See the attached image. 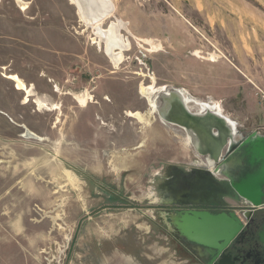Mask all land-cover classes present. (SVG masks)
I'll use <instances>...</instances> for the list:
<instances>
[{
  "label": "rangeland",
  "instance_id": "obj_1",
  "mask_svg": "<svg viewBox=\"0 0 264 264\" xmlns=\"http://www.w3.org/2000/svg\"><path fill=\"white\" fill-rule=\"evenodd\" d=\"M22 1L0 0V264H123L153 246L158 262L200 264L161 213L176 176L207 159L154 103L183 89L191 111L211 101L243 137L264 135V4L111 0L102 29L123 20L132 44L115 65L71 0ZM11 74L32 87L28 101ZM117 205L127 215L113 223L104 209Z\"/></svg>",
  "mask_w": 264,
  "mask_h": 264
},
{
  "label": "water",
  "instance_id": "obj_2",
  "mask_svg": "<svg viewBox=\"0 0 264 264\" xmlns=\"http://www.w3.org/2000/svg\"><path fill=\"white\" fill-rule=\"evenodd\" d=\"M258 1L264 4V0ZM89 2L92 6L93 0ZM105 12L106 10L101 11V15L95 16L93 21L95 22L97 18H105L102 17ZM78 13L85 20L88 19L85 10L79 5ZM183 105L182 119L176 118L173 121L195 130L199 137L201 133L202 141L208 150L212 146L217 147L215 152H209L215 162L212 167H208L213 176L210 180V194L221 201L228 198L236 202L244 200L254 209L262 208L264 206V135L254 132L227 147L228 138L232 135L229 128L224 129L221 126L219 122L223 123L222 120L210 116L212 122L205 126L206 119L195 117L187 110L185 104ZM216 133H219V136H216ZM216 177H223L225 180L220 181ZM161 214L168 231L175 234L184 246L189 247L200 261H207L211 256H215L216 250H222L229 244L237 242L247 229L244 220L235 211L218 214L207 211L178 213L164 211ZM258 237L264 243V230Z\"/></svg>",
  "mask_w": 264,
  "mask_h": 264
},
{
  "label": "bare ground",
  "instance_id": "obj_3",
  "mask_svg": "<svg viewBox=\"0 0 264 264\" xmlns=\"http://www.w3.org/2000/svg\"><path fill=\"white\" fill-rule=\"evenodd\" d=\"M71 2L77 7V9L79 5L83 10H85L86 12L85 16L88 18L86 22L89 25L94 26L95 32L98 35L97 37L98 45L99 46L101 45L105 49L107 56L113 60L115 65H119L123 61L125 52L131 50L132 44H130L129 39H126L123 35L122 30L127 31L128 29L127 23L125 21L116 20L115 22H112L110 24L108 29L106 30L102 29V24L104 22V19L109 18L108 16H111V14L115 11L114 3H112L111 0H93V5L91 6L92 3H90L89 0L86 1L71 0ZM18 4L22 6L23 9L27 8L25 2H23L22 0H18ZM94 4H96L97 5L96 7L99 8L97 12ZM103 10H106L104 15L102 16V17L105 16V18H101V19L97 18L98 20L96 19L94 22L93 19L96 18L95 16L101 15L100 12L101 11L103 12ZM128 32L131 33L129 30ZM142 41L144 42V44L150 46L153 49L152 51L154 52L161 50V45L156 43L154 40H142ZM196 55L199 56L200 59L204 58L200 56L201 55L200 51L199 52L197 51ZM219 58L220 56L217 54H210V57L204 59L206 61L210 60L212 62H217ZM9 79L10 80L12 79L15 82L16 88L19 91L27 93L28 97L26 98L25 102L28 101V99H30L29 97L33 96L34 93L32 91L33 90L32 87H29L21 77H19L16 74H11L9 76ZM151 91L152 89H147L145 87H143L142 89L143 95H145V97L147 96V99L149 100H151V95H153ZM180 101L182 103H180ZM78 102L81 104V107L88 106L86 97L78 98ZM151 103L153 104L154 101H151ZM189 103H190V99L187 98L185 90L183 89L178 90L167 87V89L162 91L159 97L157 98L156 102L154 103L155 104L154 107L156 106L157 114H159L161 120L166 121L167 123L169 122L170 124L179 126L181 128L183 127L187 130L189 142H191V145L194 148L195 153L203 157L205 156L207 158L208 167L210 168L213 166L215 162L212 160L211 157L212 155L209 154V152L211 153L215 152L217 150V147L212 146L208 150V148H205V145L202 141L201 133L199 137L198 133H196L195 130L186 128L185 126H182L183 124L180 125L179 123L173 121L176 118L182 119L181 112L182 109L184 108L183 104H185L187 110L190 113L194 114L195 117L197 116L206 119L204 122L205 126L211 124L212 121L209 119L210 116L222 120L223 123L226 125H224L221 122L219 123L221 124V126H223L224 129L229 128L232 135L230 138H228L229 144L227 145V147L230 144L238 143L243 136L240 134V132H238L237 130L238 126H236V123L232 121V119L229 118L225 114V112H222L218 104L213 105L211 101L209 103L203 102L200 104L201 107L200 110L193 112L189 107ZM131 115H133V117L136 118L139 122H145L146 120V116L141 112ZM27 136H34V135L27 132ZM216 136H219V133H216ZM206 145L207 147H209V144L207 142Z\"/></svg>",
  "mask_w": 264,
  "mask_h": 264
},
{
  "label": "flooded vegetation",
  "instance_id": "obj_4",
  "mask_svg": "<svg viewBox=\"0 0 264 264\" xmlns=\"http://www.w3.org/2000/svg\"><path fill=\"white\" fill-rule=\"evenodd\" d=\"M180 180L178 193L174 195V201L164 208L167 211H207L212 214L222 212H234L233 207L238 208L240 217L247 225V229L237 242L231 243L222 250H216L215 256H211L207 261H200V264H264V243L258 235L264 230V206L262 208H251L244 200L236 202L230 198L221 201L210 194V180L212 174L210 169L195 170L189 174L177 175ZM224 181L223 177H216ZM235 202V205L231 204ZM236 212V211H235ZM168 230V228H167ZM168 234L171 233L168 231ZM188 249V248H187Z\"/></svg>",
  "mask_w": 264,
  "mask_h": 264
},
{
  "label": "crops",
  "instance_id": "obj_5",
  "mask_svg": "<svg viewBox=\"0 0 264 264\" xmlns=\"http://www.w3.org/2000/svg\"><path fill=\"white\" fill-rule=\"evenodd\" d=\"M123 208L124 207H122V205H117L113 208H106L104 210L115 212V211H120ZM123 210H126V209L124 208ZM127 210H131V208H129ZM123 215L126 216L127 214L122 213V212L104 214V216L110 218V220H112L113 223L116 221L117 218L119 219ZM159 253H160V250H159V252H157V250L154 248V246L144 248L143 250H141V252L137 251L135 260H131V262H130V261H128V259H126L125 261H122V263L123 264H176V262H173L174 260L172 259L171 256H169V258H170L169 260L168 259H166V260L159 259V262H158ZM124 257L126 258L127 256L124 255Z\"/></svg>",
  "mask_w": 264,
  "mask_h": 264
},
{
  "label": "built area",
  "instance_id": "obj_6",
  "mask_svg": "<svg viewBox=\"0 0 264 264\" xmlns=\"http://www.w3.org/2000/svg\"><path fill=\"white\" fill-rule=\"evenodd\" d=\"M246 202V201H245ZM247 203V202H246ZM249 204V203H248ZM251 206V205H250ZM251 208H253V207H251ZM232 209H234V211H236V212H238L237 210H238V208H236V207H233ZM238 214H239V212H238Z\"/></svg>",
  "mask_w": 264,
  "mask_h": 264
}]
</instances>
